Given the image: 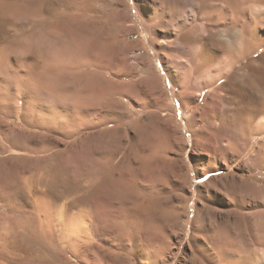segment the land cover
<instances>
[{
    "label": "rangeland",
    "instance_id": "1",
    "mask_svg": "<svg viewBox=\"0 0 264 264\" xmlns=\"http://www.w3.org/2000/svg\"><path fill=\"white\" fill-rule=\"evenodd\" d=\"M194 1L60 0L73 13V54L47 22L31 42L70 75L54 78L52 91L39 90L41 79L0 84V264H193L203 236L219 249L237 237L233 252L261 264L262 249L247 240L251 223H264V158L253 162L264 114L238 104L228 84L249 72L240 65L216 83L225 90L205 87L233 57L220 66L189 41L198 26L207 36ZM10 27L14 38L23 32ZM27 188L55 194L56 210L26 214ZM52 210L59 228L69 217L82 224L77 245L56 228L47 234Z\"/></svg>",
    "mask_w": 264,
    "mask_h": 264
},
{
    "label": "bare ground",
    "instance_id": "2",
    "mask_svg": "<svg viewBox=\"0 0 264 264\" xmlns=\"http://www.w3.org/2000/svg\"><path fill=\"white\" fill-rule=\"evenodd\" d=\"M192 3L193 6L196 5V2L194 0H192ZM199 3V17L203 21V31L207 36L205 38L197 36L198 31L196 29L199 27L198 26L197 28H195L197 32L195 30L191 31L193 32V34H195L192 35L191 33L189 35L191 39L189 41H193L196 45H198L201 52L206 53L207 55H209V57H216L221 60L219 62V60L217 59L219 65H223L224 60L228 57H233V59H229V62L232 59L230 65L229 62H227L228 64L226 65H228V67L224 68L225 70L222 68L223 66L220 68V70L224 72H222L221 74V71L219 70L220 73L218 74L217 79L211 83L206 84L205 87H211L213 93H220L222 90H225L224 85L216 86V83H218L221 78H224L228 71H231L232 68L240 65L241 70H243L244 72L245 70H247L249 72H245L243 74L241 73L239 77H235L234 80L230 81V83L228 84L230 85V88L233 89V91L237 92V94L239 95V100L237 99L238 104L242 100V97L245 100L244 104L246 106H252L255 113H257L258 115L264 114V52L259 57H251V55L264 48V0H199ZM187 5L189 4L180 7L181 12L184 11V7H188ZM23 7L24 9H26V7L29 9L33 8L34 12L32 11V14H28L23 9ZM62 7L63 4H61L60 0H0V84H2L3 81L8 80V78H11L20 82H27L29 86H33L32 81L38 79V81L42 80L41 82H43L42 85L40 84L41 86L38 85L39 83L37 84L39 90L41 87L43 88V90L45 89L47 91H52L55 88L58 89V87H56V84L53 82L54 78L62 77V75H70L72 68H70V66L67 64L68 62L66 63L67 66H56L51 61L45 60L42 55H45L46 52L44 54H41V49L39 50L37 46H35V44L31 42L34 38H36L38 34H41L39 32L42 31L44 23L47 22L50 24V29L49 31L47 30L48 36L54 39L55 44L58 45V43H62L61 47L59 46L60 48H62V50H60L59 48L58 49L68 58L71 56V54H73L72 48L74 45L71 39V24L73 20L72 16L70 15L73 13L71 11L67 13V11L63 9L64 7ZM71 8L73 7L71 6ZM60 13L63 14V16L67 17L63 29L64 32H60V27L58 25L59 19H61V17L59 18V15H61ZM195 15L197 14L195 13ZM195 20L197 19L195 18ZM11 25L22 28L23 30V32L19 33L20 35H18L16 38L12 37L13 29L10 27ZM61 36L65 37V41L61 38L64 42L58 41ZM41 48H43V46H41ZM61 52L58 53V55H62ZM84 67L99 69L97 64L91 63L89 61L84 63ZM96 84H98L97 86H100L102 83ZM58 86H60V84ZM116 93L117 92L114 93L115 96ZM90 94L91 92H83L82 94L78 95V99L80 101L83 98L87 100L89 99ZM81 105L87 107L88 104ZM254 127H257V129H255L259 131V134H264V122H259ZM228 130L229 129L225 131ZM258 131L252 133V135L250 134V139L254 138L255 133H257ZM229 132L231 131L229 130ZM263 158L264 142L261 145L259 152L253 158V162H260L262 164L261 160H263ZM208 171H206L205 173H207ZM219 179L220 178L218 177H213L210 179L209 183L214 185ZM25 190L26 196L30 198L34 203V208L26 210V214L28 213L30 216L38 217L42 216L43 213H47V211H49V208H55L56 210L57 199L55 197V194H53L52 192L48 195H44L41 192L34 191L32 188H27ZM10 195L13 194L10 193ZM20 198L17 202V205L18 207L21 206L22 208L23 205H21L22 200H20ZM55 212L56 211L52 210V212L50 213V217H52V220L54 221L51 222L52 225H49V229H47L46 231L47 234L49 233L48 235L53 237V235H55L53 234V232L56 228L58 229L56 231H59L60 235L67 239L69 246L72 247L77 245V243L80 241L79 238L81 237V234L85 232L83 231L82 224L79 222L76 223L75 221H73L72 217H69L68 220H65L66 218L62 220L64 224L61 228H59V224L56 223V220L62 216L59 215L57 218L58 212H56L57 214ZM47 216H49V214ZM64 216H66V212L64 213ZM250 226L251 230L253 231V237H250L247 241L252 246H259L262 249L263 254H261L263 256L261 257V264H264V223L254 221ZM233 235L234 234H232V236ZM206 237H202L201 243L198 244V252L195 253V255L193 254L194 258L192 259H195V262L193 260L192 261L194 263L244 264V262L248 260V258L246 259L242 257L239 253V255L236 254V252L234 253L230 248V244H232V242L235 241L237 237H233L232 239H230V241L228 242L229 245L221 249L216 247L215 243L213 244L211 242L210 244ZM13 242L15 245H17L22 241H20V238H17L13 240ZM186 261L188 262L189 260Z\"/></svg>",
    "mask_w": 264,
    "mask_h": 264
},
{
    "label": "snow or ice",
    "instance_id": "3",
    "mask_svg": "<svg viewBox=\"0 0 264 264\" xmlns=\"http://www.w3.org/2000/svg\"><path fill=\"white\" fill-rule=\"evenodd\" d=\"M205 177L204 176H201V179H204Z\"/></svg>",
    "mask_w": 264,
    "mask_h": 264
}]
</instances>
